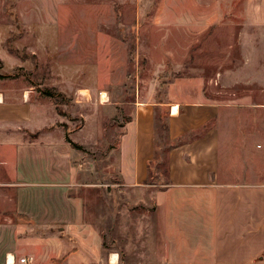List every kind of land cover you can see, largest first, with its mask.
Wrapping results in <instances>:
<instances>
[{
	"label": "rangeland",
	"instance_id": "1",
	"mask_svg": "<svg viewBox=\"0 0 264 264\" xmlns=\"http://www.w3.org/2000/svg\"><path fill=\"white\" fill-rule=\"evenodd\" d=\"M263 8L264 0H0L2 102L20 119L17 110L40 111L47 124L34 132L15 124L3 138L43 140L53 132L69 145L75 177L67 187L102 236L103 264L167 263L163 210L150 188L123 184L119 160L137 102H163L170 82L211 79L205 96L223 106V162L252 164L237 171L264 181V40L252 23ZM226 69L258 77L230 88L226 72L214 84L216 71ZM157 115L167 120L165 106ZM1 163L0 222L26 221L16 208L13 172ZM166 165L151 181L167 179ZM25 235L39 239L43 231Z\"/></svg>",
	"mask_w": 264,
	"mask_h": 264
},
{
	"label": "crops",
	"instance_id": "2",
	"mask_svg": "<svg viewBox=\"0 0 264 264\" xmlns=\"http://www.w3.org/2000/svg\"><path fill=\"white\" fill-rule=\"evenodd\" d=\"M254 19L264 40V8ZM226 72L230 77L225 86L230 88L239 83L250 85L258 77L252 71L226 69L216 71L213 83L224 82ZM209 81L202 75L172 81L163 102H137L120 140L123 184L153 191L155 203L163 210L166 264H264V181L237 171L253 169L252 164L223 162L219 122L223 106L205 96ZM191 85L195 97L187 91ZM2 97L0 162L13 172L14 181L7 182H15L16 208L26 221L9 217L0 222V264L108 262L101 234L85 219L83 199L70 194L67 187L75 177L71 148L53 132L43 140L3 138L8 134L6 128L15 124L32 132L47 124L41 121L40 111L30 108L17 110L24 117L17 118L13 105L2 102ZM162 106L171 140L191 137L168 152L167 179L147 183L155 155L157 112ZM33 228L43 231L42 237H26ZM21 257L32 261L22 263Z\"/></svg>",
	"mask_w": 264,
	"mask_h": 264
},
{
	"label": "trees",
	"instance_id": "3",
	"mask_svg": "<svg viewBox=\"0 0 264 264\" xmlns=\"http://www.w3.org/2000/svg\"><path fill=\"white\" fill-rule=\"evenodd\" d=\"M46 95L55 97H62L64 98V94L60 91H55V92H51V91H46L45 92ZM157 132H156V136H155V155L154 158L151 160V162L149 163V170H150V175L149 178L147 179V183H152L155 181H151V178H154V174L157 176H160L161 173L159 172V170L161 169V165L163 164H167L164 168H165V173L167 172V175L169 173V166H168V152L180 145L181 143H183L184 141H186L188 138H190L191 136H187L185 138H181L178 142H173L171 140V138L169 137V126H168V122L167 120H161V118H157ZM68 137V136H67ZM69 140L70 143H74L72 142V140H70L69 138H67ZM164 155V156H163ZM154 163H157L156 168L153 166ZM155 170H157L155 172Z\"/></svg>",
	"mask_w": 264,
	"mask_h": 264
},
{
	"label": "built area",
	"instance_id": "4",
	"mask_svg": "<svg viewBox=\"0 0 264 264\" xmlns=\"http://www.w3.org/2000/svg\"><path fill=\"white\" fill-rule=\"evenodd\" d=\"M20 261H21L22 263H28V262H31V261H32V258L21 257V258H20Z\"/></svg>",
	"mask_w": 264,
	"mask_h": 264
},
{
	"label": "bare ground",
	"instance_id": "5",
	"mask_svg": "<svg viewBox=\"0 0 264 264\" xmlns=\"http://www.w3.org/2000/svg\"><path fill=\"white\" fill-rule=\"evenodd\" d=\"M106 96H107V95H104L103 98H104V99H107L108 97L106 98ZM176 109H177V108H175V111H176ZM116 258H117V256L114 255V256L112 257V260L115 261Z\"/></svg>",
	"mask_w": 264,
	"mask_h": 264
}]
</instances>
